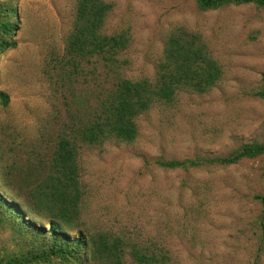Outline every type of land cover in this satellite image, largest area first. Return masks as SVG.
Listing matches in <instances>:
<instances>
[{"label": "rangeland", "instance_id": "obj_1", "mask_svg": "<svg viewBox=\"0 0 264 264\" xmlns=\"http://www.w3.org/2000/svg\"><path fill=\"white\" fill-rule=\"evenodd\" d=\"M4 1V0H0ZM75 0H16V48L0 53V166L24 187L36 161H47L65 123L67 86L53 77L71 29ZM107 32L126 30L122 57L130 79L153 78L170 32L199 34L222 70L203 94L180 92L136 119L131 144L106 143L79 155L84 232L126 245L165 249L167 264H264V156L226 166L169 170L158 161L225 157L240 145L264 142V7L198 11L196 0H105ZM54 66V67H53ZM75 84L76 94L95 91ZM90 92V93H89ZM17 229L28 231L27 225ZM14 226L0 224V258L25 251ZM126 253V264H133Z\"/></svg>", "mask_w": 264, "mask_h": 264}, {"label": "trees", "instance_id": "obj_2", "mask_svg": "<svg viewBox=\"0 0 264 264\" xmlns=\"http://www.w3.org/2000/svg\"><path fill=\"white\" fill-rule=\"evenodd\" d=\"M16 0L0 1V53L16 48L20 26ZM198 11L227 6L264 7V0H196ZM112 4L105 0H75L71 29L53 77L68 88L66 119L57 133L47 161L35 162L24 187L8 179L0 166V224H9L28 242L25 251L0 258V264H126L124 247L133 264H167L165 249L137 248L120 238L91 234L81 229L79 209L83 198L79 155L83 149L106 143L131 144L137 138L136 119L154 106L172 104L180 92L203 94L214 88L222 70L199 34L177 29L167 36L153 78L130 79L123 74L122 57L130 45L126 30L107 32ZM92 87L76 94L74 85ZM90 93V92H89ZM255 95L264 102V77ZM9 104L0 90V106ZM264 156V142L240 145L225 157L158 161L169 170L226 167L242 159ZM263 207L264 196H256ZM27 225L28 231L17 229Z\"/></svg>", "mask_w": 264, "mask_h": 264}]
</instances>
